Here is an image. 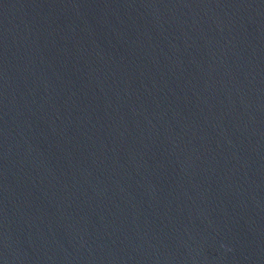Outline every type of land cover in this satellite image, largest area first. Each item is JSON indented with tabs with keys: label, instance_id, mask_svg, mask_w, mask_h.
<instances>
[{
	"label": "water",
	"instance_id": "obj_1",
	"mask_svg": "<svg viewBox=\"0 0 264 264\" xmlns=\"http://www.w3.org/2000/svg\"><path fill=\"white\" fill-rule=\"evenodd\" d=\"M0 264H264V0H0Z\"/></svg>",
	"mask_w": 264,
	"mask_h": 264
}]
</instances>
